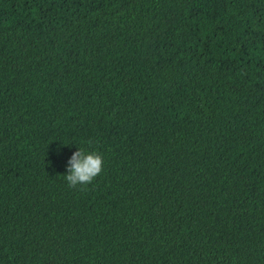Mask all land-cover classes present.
Listing matches in <instances>:
<instances>
[{"label":"trees","instance_id":"1","mask_svg":"<svg viewBox=\"0 0 264 264\" xmlns=\"http://www.w3.org/2000/svg\"><path fill=\"white\" fill-rule=\"evenodd\" d=\"M0 264H264V0H0Z\"/></svg>","mask_w":264,"mask_h":264},{"label":"clouds","instance_id":"2","mask_svg":"<svg viewBox=\"0 0 264 264\" xmlns=\"http://www.w3.org/2000/svg\"><path fill=\"white\" fill-rule=\"evenodd\" d=\"M102 154L96 150L78 148L69 158L64 175L69 188L91 184L103 171Z\"/></svg>","mask_w":264,"mask_h":264}]
</instances>
